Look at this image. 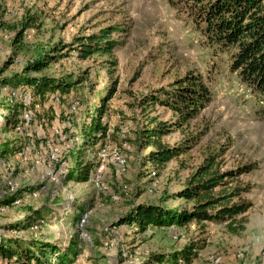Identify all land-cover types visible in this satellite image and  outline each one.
Wrapping results in <instances>:
<instances>
[{"label":"rangeland","instance_id":"374dc122","mask_svg":"<svg viewBox=\"0 0 264 264\" xmlns=\"http://www.w3.org/2000/svg\"><path fill=\"white\" fill-rule=\"evenodd\" d=\"M28 18H34V26L24 29ZM0 22L6 27L0 30V88L20 77L69 84L66 93L59 89L61 94L68 98L77 91L83 98L79 115L71 118L73 129L87 138L92 116L102 107L101 123L110 134L109 144L127 157L124 170L113 161L107 163L104 191L98 193L90 182L69 179L74 170L93 166L95 148L88 144L82 161L73 156L75 168L63 182L65 187L24 190L20 204L0 209V236L39 238L61 250L75 242L72 264H153V255H171L191 243L203 257L190 264H207L213 257L220 264H264V96L252 92L231 70V52L210 45L187 13L170 0H0ZM104 30L115 42L112 52L81 59L77 41ZM48 54L55 61L40 71L27 69ZM198 74L208 87L209 99L184 126L162 138L168 146L187 142V149L155 169L144 161L152 149L142 150V133L153 121L173 124L181 119L163 102H173L178 90L187 86V78ZM3 98L0 93V106ZM66 101L61 112L66 111ZM51 123L37 124V132L47 134ZM15 138L12 130L0 125V147ZM211 154L217 155L220 172L233 173L225 180L226 187L215 189L216 194L223 188L249 189L232 200L252 204L242 217V231L232 234L216 222H192L183 228L149 226L145 232L119 225L137 203L191 208L193 201L176 195ZM6 159H0V201L8 173ZM152 172L156 186L149 194ZM69 192L76 199L74 214L64 220L60 211ZM87 209H93L84 227L91 241L83 243L75 223ZM37 223L43 229L30 231ZM16 225L22 235L12 230ZM69 235L72 238L67 240ZM122 246L131 258L122 257ZM145 250L148 257L142 255Z\"/></svg>","mask_w":264,"mask_h":264},{"label":"trees","instance_id":"16d2710c","mask_svg":"<svg viewBox=\"0 0 264 264\" xmlns=\"http://www.w3.org/2000/svg\"><path fill=\"white\" fill-rule=\"evenodd\" d=\"M173 7L184 10L188 18L194 23L210 45L218 47L222 51L231 52V70L237 74L240 81L252 92L264 96V0H170ZM34 18L26 20V27L34 26ZM6 28L0 22V30ZM23 31L19 34L20 38ZM19 41V40H18ZM79 57L86 59L93 54L108 55L115 48V42L110 39L105 30L98 34L83 37L77 41ZM56 57L45 55L30 63L27 69L36 71L55 61ZM16 83L7 85L11 87L34 86L36 88L37 101L40 105L45 102L47 93L61 90L66 93L69 84H61L54 80L38 78H16ZM187 86L180 88L174 95V101H166L163 104L170 106L179 114L177 122H151L143 131L142 150L150 152L145 156V163L151 164L155 169H162L168 162L179 157L187 149V142L168 146L162 142V138L178 129L198 112V106L208 98V87L204 83L201 74L189 76ZM103 108L97 110L92 116L90 126L87 128V143L96 145L106 137L107 127L101 123ZM50 117V116H49ZM53 120V116L50 118ZM17 125L16 112L14 118L9 119L3 126L4 130H13ZM91 138V139H90ZM90 139V140H89ZM18 147L13 142H6L0 147V159L13 156ZM217 155L211 154L182 188L177 197L187 201H193L191 208L172 209L162 204L137 203L132 210L123 217L119 225L134 226L137 231L145 232L149 226L160 228L176 226L183 228L190 223L202 224L204 222H216L225 224L232 234H238L244 228L242 217L248 212L252 204L249 202H235L232 200L240 196L242 192H248V187H235L232 190L223 188L215 193L218 187H226L225 180L232 177V172H220L216 162ZM90 166L78 168L69 179L77 183H86L90 178ZM35 189L26 187L14 196L0 201V206H10L15 200L21 198L24 190ZM38 213V212H37ZM238 217H241L239 220ZM32 226V225H31ZM30 226V227H31ZM13 229L20 227L13 226ZM198 249L194 243L189 244L181 251L171 255H153V264L171 263L177 264L179 260L192 263L196 258L194 252ZM77 255V244H71L61 250L50 242L41 239H24L23 237L0 236V261L8 264H72ZM53 257L56 261L53 262Z\"/></svg>","mask_w":264,"mask_h":264},{"label":"built area","instance_id":"2783aa9c","mask_svg":"<svg viewBox=\"0 0 264 264\" xmlns=\"http://www.w3.org/2000/svg\"><path fill=\"white\" fill-rule=\"evenodd\" d=\"M0 93L4 97V106H0V125L5 126L9 119L14 118L16 112L17 125L12 132L16 135L13 143L18 147L13 156L4 160L8 173L1 190L3 199L14 196L26 187H38L40 190L51 189L53 186L65 187L63 182L75 168L76 158H73V156L78 155L81 157L89 150L87 143L89 137L86 138L82 133L75 131L71 122V118L79 115L83 107V98L80 93L72 91L66 98L59 90H55L46 94L43 105H40L37 101L34 86H3L0 88ZM65 100H67L66 111L61 112ZM6 112L8 113L7 116ZM49 116H53L52 125L47 134L40 135L36 129L37 124L47 126L50 120ZM106 133V137L93 146L95 150L92 159H95V162L93 161L94 164L90 167L88 181L98 193L104 191L102 174L109 161L119 164V167L123 170L127 165V157L122 155L121 148L110 146V134L109 132ZM82 159L84 158L81 157L79 161H82ZM77 171L74 170L73 173ZM155 176L156 173L152 172V181L147 187V193L149 194L155 191ZM25 182L27 185H25ZM113 199L115 200L117 197H113ZM75 200L74 193L69 192L68 199L65 200V204L60 211V215L64 217V220L69 215L74 214L73 203ZM20 203V199H17L11 205ZM4 207L7 206H0V209ZM92 213L93 209H87L79 217L77 216L78 220L75 224L80 230L78 238L83 243L91 241V237L84 231V227L88 224ZM42 225V223H37L29 229L34 233H38L43 229ZM22 233L24 232L20 230L16 232L17 235H22ZM71 238L72 235L66 236L67 240ZM108 244L109 242L104 243L105 246H108ZM110 244L112 245V242ZM78 247L81 246L78 245ZM194 252L196 254L195 259L203 257L201 250L195 249ZM121 253L125 259L132 257L128 248L124 246L121 248ZM148 253L145 250L142 255ZM55 261L56 258L53 257V262ZM177 264L187 263L179 260ZM207 264H220V260L213 257Z\"/></svg>","mask_w":264,"mask_h":264},{"label":"crops","instance_id":"0c3cea01","mask_svg":"<svg viewBox=\"0 0 264 264\" xmlns=\"http://www.w3.org/2000/svg\"><path fill=\"white\" fill-rule=\"evenodd\" d=\"M8 157H10V156H8ZM5 158H6V157H5ZM25 185H27L26 182H25Z\"/></svg>","mask_w":264,"mask_h":264}]
</instances>
